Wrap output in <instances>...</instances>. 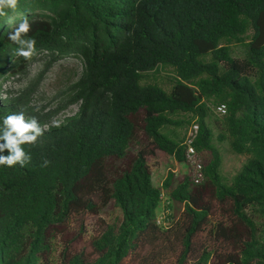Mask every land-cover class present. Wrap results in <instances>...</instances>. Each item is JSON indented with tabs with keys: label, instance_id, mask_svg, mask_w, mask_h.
Segmentation results:
<instances>
[{
	"label": "trees",
	"instance_id": "16d2710c",
	"mask_svg": "<svg viewBox=\"0 0 264 264\" xmlns=\"http://www.w3.org/2000/svg\"><path fill=\"white\" fill-rule=\"evenodd\" d=\"M22 17L29 59L7 36ZM41 53L83 65L48 110L43 71L4 87ZM165 68L169 89L150 80ZM21 112L45 131L28 164L0 166V264H264V0H18L0 17V116ZM193 121L204 180L170 168L155 186L154 166L186 162L171 126ZM222 142L247 157L228 182Z\"/></svg>",
	"mask_w": 264,
	"mask_h": 264
},
{
	"label": "rangeland",
	"instance_id": "374dc122",
	"mask_svg": "<svg viewBox=\"0 0 264 264\" xmlns=\"http://www.w3.org/2000/svg\"><path fill=\"white\" fill-rule=\"evenodd\" d=\"M235 57H243L245 55V49L238 45L235 48L233 54ZM83 65L79 58L74 56H65L53 61L50 56L46 54H39L28 67L27 74L23 76H12L4 84V87L12 90L14 93H19L29 83L33 82L42 74L41 79L38 81L35 92L32 94V103L37 106H46V110L53 109L60 104L64 94H59L62 90L69 88L73 82L77 80L82 72ZM172 74V70L169 68L162 69L160 72L153 74L150 78L152 81H156L163 85L166 89H169L168 75ZM78 104H71L67 109H64L59 113L62 117L64 114H71L70 111H76ZM212 123V122H211ZM191 124L173 125L171 126L179 138L186 139L189 127ZM215 136L218 135V130L212 123ZM222 154L221 173L224 177V181L228 182L241 168L246 161L245 155L234 153L228 142H222L218 144ZM203 160V156L200 153ZM176 168L177 173H189L192 177V171L185 163H177L171 160L168 163L160 166L153 167V182L155 186H160L164 177L166 176L168 169ZM168 204L167 197L164 196V202L159 210V218L161 224L167 226L169 224L170 214L173 213L171 208L165 207ZM111 215L119 214V209L113 205L108 209Z\"/></svg>",
	"mask_w": 264,
	"mask_h": 264
},
{
	"label": "clouds",
	"instance_id": "9594fccd",
	"mask_svg": "<svg viewBox=\"0 0 264 264\" xmlns=\"http://www.w3.org/2000/svg\"><path fill=\"white\" fill-rule=\"evenodd\" d=\"M18 0H0V17L6 16L8 11L15 12ZM12 23L11 17L7 21ZM30 23L27 17L19 19L15 28L8 32V40L17 45L14 55L25 59L31 58L36 53L35 40L25 38L30 31ZM58 126V125H57ZM45 128H42L35 117L26 119L21 113H12L0 116V166L12 167L19 164L25 166L31 161L30 153L22 147L24 144H35ZM7 155H3L4 150ZM45 160L43 166H47Z\"/></svg>",
	"mask_w": 264,
	"mask_h": 264
},
{
	"label": "built area",
	"instance_id": "2783aa9c",
	"mask_svg": "<svg viewBox=\"0 0 264 264\" xmlns=\"http://www.w3.org/2000/svg\"><path fill=\"white\" fill-rule=\"evenodd\" d=\"M214 112L219 116H223L227 113L228 107L227 104L222 102L219 104L213 105ZM199 123L193 121L189 127L187 137L185 139V158L188 168L192 171V179L196 183H201L204 178V164L200 156V153L197 151L194 142L199 134ZM161 222V219H158Z\"/></svg>",
	"mask_w": 264,
	"mask_h": 264
},
{
	"label": "crops",
	"instance_id": "0c3cea01",
	"mask_svg": "<svg viewBox=\"0 0 264 264\" xmlns=\"http://www.w3.org/2000/svg\"><path fill=\"white\" fill-rule=\"evenodd\" d=\"M174 170L176 171L177 169L175 168Z\"/></svg>",
	"mask_w": 264,
	"mask_h": 264
}]
</instances>
